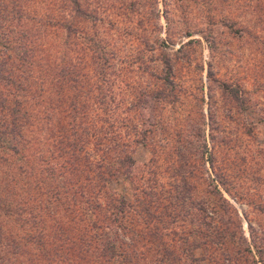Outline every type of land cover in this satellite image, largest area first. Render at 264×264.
I'll use <instances>...</instances> for the list:
<instances>
[{
	"label": "trees",
	"instance_id": "1",
	"mask_svg": "<svg viewBox=\"0 0 264 264\" xmlns=\"http://www.w3.org/2000/svg\"><path fill=\"white\" fill-rule=\"evenodd\" d=\"M90 1L0 0V264H243L254 248L264 264L262 227L249 224V241L225 199L198 208L193 171L169 187L151 163L136 172L141 141L156 149L138 112L158 90L133 83L121 98ZM123 177L133 201L110 189ZM229 220L241 236L231 248Z\"/></svg>",
	"mask_w": 264,
	"mask_h": 264
},
{
	"label": "rangeland",
	"instance_id": "2",
	"mask_svg": "<svg viewBox=\"0 0 264 264\" xmlns=\"http://www.w3.org/2000/svg\"><path fill=\"white\" fill-rule=\"evenodd\" d=\"M90 2L105 21L88 29L105 36L115 51L121 98L133 83L158 90L156 103L146 97L138 112L141 140L152 139L156 149L141 141L133 154L136 172L151 163L149 170L156 169L155 177L169 187L171 174L193 171L198 208L207 200L226 206L225 199L247 240L249 224L261 226L264 235V0ZM121 115L124 121L126 108ZM200 159L205 167L196 170ZM110 189L133 201L127 177ZM230 220V237L222 242L231 248L241 236ZM196 254L208 255L203 249ZM240 259L261 264L255 248Z\"/></svg>",
	"mask_w": 264,
	"mask_h": 264
}]
</instances>
